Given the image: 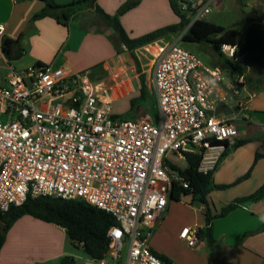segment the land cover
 I'll list each match as a JSON object with an SVG mask.
<instances>
[{"label": "built area", "instance_id": "1", "mask_svg": "<svg viewBox=\"0 0 264 264\" xmlns=\"http://www.w3.org/2000/svg\"><path fill=\"white\" fill-rule=\"evenodd\" d=\"M218 2L180 0L179 8L194 23ZM5 31L0 24V36ZM122 50L130 66L120 61L96 76L67 64L19 71L0 43V69L7 72L0 75V115H7L0 122V210L22 206L30 196L85 201L118 222L108 232L103 261L118 263L127 246L126 264H174L155 254L149 241L173 187H189L172 164L199 152V171L217 170L249 119L248 77L206 64L176 40ZM222 53L240 60L237 46L224 45ZM142 57L151 61L158 117L117 120L111 94L129 70L138 78L135 59ZM180 238L191 248L202 242L197 227L184 228Z\"/></svg>", "mask_w": 264, "mask_h": 264}, {"label": "crops", "instance_id": "2", "mask_svg": "<svg viewBox=\"0 0 264 264\" xmlns=\"http://www.w3.org/2000/svg\"><path fill=\"white\" fill-rule=\"evenodd\" d=\"M55 1L59 5L73 2ZM125 1L98 0V4L107 13L115 15ZM227 1L222 0L217 8L220 9ZM240 1H243L246 10L254 6H260L264 10V0ZM168 3L166 0H145L125 14L121 21L129 36L141 37L148 33V30H142L143 27L163 20L165 13H175L170 2ZM45 6V2L41 0H0V24L6 29L4 36H0V43L2 44L4 39L17 41L21 38L23 56L26 55L33 65L67 64L74 72L92 69L94 73L98 71L99 76L105 74L108 67L114 63L118 65L120 61L125 62V66H130L131 62L124 51L121 49L118 52L116 48L117 33L105 23L98 24L94 10H78L68 25L64 26L51 17L34 20V16ZM177 18L179 22L180 18ZM241 34L239 63L246 67L248 77L247 89L243 94L246 98L251 97V104L249 119L240 127V140H246L247 143L230 151L214 172L215 184L230 185L247 174L248 171H242L243 168L253 167L250 176L232 191L236 193L233 199L251 195L264 185V158L255 162L257 153H264V13L242 29ZM164 39L167 38H162ZM5 58L8 59L6 55ZM137 72L138 78H134V74L129 70L126 74L128 78L126 77L112 92L114 117L122 114H128L127 116L133 119L150 117L151 108L146 105L150 95L157 104L153 85L151 89L146 84L147 91L141 94L142 71ZM135 82H138V87ZM211 201L214 213L231 203V199H221L219 192L211 193ZM172 209L169 205L167 214H164L149 239L152 250L159 256L166 255L160 248L158 236H161L163 230H167L166 222L171 217ZM205 210L206 207L199 204L197 211L193 213L194 218L173 231L175 240L186 244L180 238L186 227L195 226L206 231ZM212 226L215 245H211L208 238L203 237L198 248L190 247L195 256L204 257L205 264H264V230L258 232L264 226V199L256 202L254 206L242 205L226 217L214 220ZM251 232L257 233L245 237L246 233ZM72 248L63 228L24 216L9 231L0 254V264H60L64 258H70L72 264H116L108 261V258L96 261L86 253L76 254ZM201 261L203 258L199 259V264ZM184 264L194 263L189 260Z\"/></svg>", "mask_w": 264, "mask_h": 264}, {"label": "trees", "instance_id": "3", "mask_svg": "<svg viewBox=\"0 0 264 264\" xmlns=\"http://www.w3.org/2000/svg\"><path fill=\"white\" fill-rule=\"evenodd\" d=\"M45 2V8L34 16V20L51 17L59 24L67 26L68 22L76 15L78 10L92 9L102 23L107 24L115 30L118 36L116 48L118 52L125 45L129 51L153 43L162 38L176 35L183 31L190 23L189 16L179 8L180 0H170L171 7L175 14L180 18L179 23L170 25L155 32L145 34L138 38H131L120 18L129 11L138 7L142 0H132L125 4L118 14L114 17L106 14L99 6L98 0H73L68 5H59L55 0H41ZM241 31L236 28H227L210 22H195L184 37L186 42L196 43L198 45H211L214 51L219 54L222 63L217 62L214 65H222L226 70L234 75L245 73L246 67L239 62L227 58L222 53L224 45L237 46L239 49L242 44ZM21 38L17 41L4 39L2 50L11 61L20 59L24 50L20 46ZM240 51V50H239ZM240 53V52H239ZM146 83L142 80L141 94L146 93ZM247 143L246 140H240L235 148ZM227 156V155H226ZM264 158V154L257 153L256 160ZM201 154L186 153V162H176L172 168L178 170L182 177L189 183L185 188L175 185L171 192V199L182 201L189 199L190 204H200L206 207L205 221L207 230H200L201 238L207 237L211 245H215L213 240L212 223L217 218L226 217L232 211L246 204V202H259L264 199V185L255 193L231 202L214 213L211 208V193L215 189L227 188L229 185L216 186L214 182V172L202 173L199 171ZM250 172L239 180L243 181L250 176ZM24 216H31L35 219L51 223L63 228L66 231L68 239L72 246L82 249L88 256L96 261L105 258L109 251L111 239L108 236L109 230L118 226L117 220L107 212L89 205L81 200H68L60 197L41 196L32 198L31 196L22 206H13L9 211L0 210V254L6 243L7 235L14 224ZM264 230L261 228L258 232ZM257 232L246 233L248 235Z\"/></svg>", "mask_w": 264, "mask_h": 264}, {"label": "rangeland", "instance_id": "4", "mask_svg": "<svg viewBox=\"0 0 264 264\" xmlns=\"http://www.w3.org/2000/svg\"><path fill=\"white\" fill-rule=\"evenodd\" d=\"M130 1H132V0H126L124 3H122L120 5V7L118 8V10L116 11L117 13L115 15L107 13L101 5H99V6L106 14L114 17L118 14V12L121 10V8ZM144 1L145 0H142L141 3H143ZM218 1H219L218 4H220L222 0H218ZM153 2H151V3H153ZM166 2L168 3V2H170V0L169 1L166 0ZM242 2L243 1H240V0H228L227 3L225 2L221 6L220 9L217 8L216 4H213L211 7V13L209 15H207V17H205V18L197 19L195 22H199V21L210 22V23L218 24V25L223 26V27L236 28V29L242 31V29L249 26L254 20H256L258 17L262 16L264 13V10H262V8L260 6L259 7L254 6V8H252L250 10H246L244 8ZM168 7H170L169 3H168ZM169 9L171 12V8H169ZM94 14H95V12H94ZM187 15L189 16V19H190V23L188 24V26L183 31H181L180 33H178L176 35H172L170 37H167L166 40L180 41V44L183 48H185L186 50H188V51L196 54L197 56H199L208 65H214L215 63H217L219 61H220V63H222V61L219 57V54H217L214 51V49L211 45H208V44L198 45L196 43H190V42H186L184 40L185 35L187 34V32L189 31L191 26L195 23V22L192 23V21L194 20V17L190 16L189 14H187ZM95 16L98 19L96 14H95ZM121 18H120V21H121ZM101 22L102 21H100L98 19V24H101ZM121 23H122V21H121ZM177 23H179V22H178V18L175 15V13L171 12L170 15L168 13H165V17L163 20L154 21L153 24H149V25L143 27L142 30L143 31L148 30L147 31L148 33H152V32H155L156 30L165 28V27L170 26V25H175ZM113 32H115V30ZM133 57L137 58L135 56H133ZM135 63L137 66V70L140 72L142 71V74L140 75V81L142 82V80H145V83L152 89L151 72H150L151 61H149L145 57H142L141 62H139L138 60L135 59ZM12 64L19 71L28 69V68L33 66V64L30 63V60L28 57H26V55L22 56L20 59H18L16 61H12ZM6 73L7 72H3L0 69V75L2 77L5 76ZM95 74H96V76L99 75L98 71L95 72ZM135 85L138 87V82H135ZM146 105L151 108V112L149 114L150 117L157 118L158 117L157 104L154 101V98L152 95H150L147 98ZM130 106H131V101H130ZM127 115H125V114H122L121 116L117 115V116H115V119H117V120H133V118H131ZM0 122L6 123L7 122V115H0ZM262 154H264V153H262ZM173 160H174V157L171 156L169 158V162L172 163ZM255 162H258L256 160V157H255ZM252 168L249 169L248 167H245V168H243L242 171H248L247 172V174H248L249 171H250V173L252 172V170H253ZM237 173H239V172H237ZM239 180H237L233 184H230L227 188L215 189L213 192H219L221 199H229V200L231 199V202H234L238 199H243L245 197L250 196V195H248L245 197H238V198L233 199V196L236 193H233L232 191L236 190L237 187H239L238 185H241L243 182V181L239 182ZM216 186H223V185L216 184ZM240 187H242V186H240ZM255 203L256 202H250L249 201V202H246V205L254 206ZM169 205H171V207L173 209H172L171 217L166 222L167 224H166L165 229H167V230H163L161 236H160V234L158 236L159 237L158 242H159L160 248L162 249L163 253H165L166 255L160 254L161 256H159V255L158 256L161 257L162 259L169 261V262H172L174 264H178V263L184 264V262H187V261L189 262V260L191 262H193L194 264H199L200 263L199 259L203 258V261H201L202 262L201 264H205L203 256L202 257L195 256V254L193 252H191L192 249L190 247H188L184 243L178 242L173 237V231H175V229H177V227L182 226L183 224L190 222L191 219L194 218L193 213L195 211H197L199 204L191 205L188 198L183 199L182 201L172 200L170 198ZM72 247H73L72 251H74V253H76V254L85 253L82 249H79V248L74 247V246H72ZM127 252H128V247L126 246L124 249V254H123L122 260H120L116 264H125ZM170 256H171L172 260L169 259ZM108 261L114 263V261L111 257H108Z\"/></svg>", "mask_w": 264, "mask_h": 264}, {"label": "water", "instance_id": "5", "mask_svg": "<svg viewBox=\"0 0 264 264\" xmlns=\"http://www.w3.org/2000/svg\"><path fill=\"white\" fill-rule=\"evenodd\" d=\"M60 264H72V260L70 258H64L61 260Z\"/></svg>", "mask_w": 264, "mask_h": 264}, {"label": "clouds", "instance_id": "6", "mask_svg": "<svg viewBox=\"0 0 264 264\" xmlns=\"http://www.w3.org/2000/svg\"><path fill=\"white\" fill-rule=\"evenodd\" d=\"M211 83H214V81H211Z\"/></svg>", "mask_w": 264, "mask_h": 264}, {"label": "snow or ice", "instance_id": "7", "mask_svg": "<svg viewBox=\"0 0 264 264\" xmlns=\"http://www.w3.org/2000/svg\"><path fill=\"white\" fill-rule=\"evenodd\" d=\"M117 235H119V233H117Z\"/></svg>", "mask_w": 264, "mask_h": 264}]
</instances>
